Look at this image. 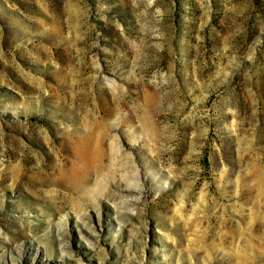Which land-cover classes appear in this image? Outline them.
I'll return each instance as SVG.
<instances>
[{
	"label": "rangeland",
	"instance_id": "rangeland-1",
	"mask_svg": "<svg viewBox=\"0 0 264 264\" xmlns=\"http://www.w3.org/2000/svg\"><path fill=\"white\" fill-rule=\"evenodd\" d=\"M0 264H264V0H0Z\"/></svg>",
	"mask_w": 264,
	"mask_h": 264
}]
</instances>
